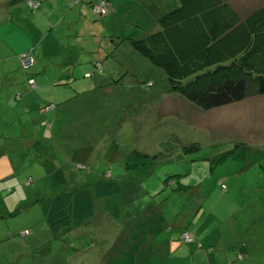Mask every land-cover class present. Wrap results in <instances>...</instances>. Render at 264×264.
<instances>
[{
	"label": "rangeland",
	"instance_id": "374dc122",
	"mask_svg": "<svg viewBox=\"0 0 264 264\" xmlns=\"http://www.w3.org/2000/svg\"><path fill=\"white\" fill-rule=\"evenodd\" d=\"M100 1L44 0L39 9L24 1L14 15L20 25L7 24L12 5H0L1 227L33 223L29 236L17 231L15 240L28 238L31 250L39 244L37 261L56 264L62 243L45 235L44 199L103 176L121 188L123 226L108 239L119 235L114 252L90 249L78 264L104 256L117 264H169L167 250L160 259L164 240L172 235L180 244L182 231L206 220L226 244L240 225L253 252L264 250V96L209 111L192 106L127 40L111 37L112 16H103ZM137 1L154 20L176 5ZM99 2V15L90 13ZM231 4L246 15L264 0ZM24 55L32 58L26 68ZM196 143L198 151L185 152ZM226 153L223 162L211 161ZM94 208L98 218L109 217L101 199ZM90 235L77 246L91 247ZM171 264L188 260L180 254Z\"/></svg>",
	"mask_w": 264,
	"mask_h": 264
},
{
	"label": "trees",
	"instance_id": "16d2710c",
	"mask_svg": "<svg viewBox=\"0 0 264 264\" xmlns=\"http://www.w3.org/2000/svg\"><path fill=\"white\" fill-rule=\"evenodd\" d=\"M36 1L37 7L28 6L38 9L43 0ZM231 1L176 0L174 8L156 20L137 0L100 2L106 4L103 16H112L111 37L127 40L135 53L161 71L171 92L209 111L264 96V7L243 15ZM99 3L93 4L90 12L99 15L94 11ZM199 148V144H192L185 152ZM228 154L211 161L223 162ZM94 199L102 200L110 218H119L121 188L117 182L98 176L91 184L81 183L44 199L48 229L60 233L92 219ZM186 231L180 233L182 241Z\"/></svg>",
	"mask_w": 264,
	"mask_h": 264
},
{
	"label": "crops",
	"instance_id": "0c3cea01",
	"mask_svg": "<svg viewBox=\"0 0 264 264\" xmlns=\"http://www.w3.org/2000/svg\"><path fill=\"white\" fill-rule=\"evenodd\" d=\"M24 1H27L28 3L29 1H36V0H0L1 6H5V5L8 6V4L12 5V7L10 8L11 19L10 22L8 21L9 23L7 24H12V22L18 24L20 23L19 20L18 21L14 20V15L17 13L18 10L17 8L19 6H23ZM18 24H16L15 26L17 27ZM8 216L9 215L6 214V217ZM4 220L5 218L0 220V223L1 221ZM209 222H210L209 220H206L203 223V225H199L201 228L198 226L196 229H193L192 227H188L189 231L188 230L187 231L193 237V242L189 244L184 243L180 239V234L178 237V240H180V244H177V242L172 238L171 235L172 239L170 238L164 240V242L167 241L165 242L166 246L165 249L161 251V248L163 249V247H161V245L158 244L157 240H154V244L157 247L158 246L161 247L159 249L160 259L164 260L165 250H167L166 254L170 255L168 261L169 264H171L172 259L176 257L178 259V256L180 254L183 259L188 260V264H256L254 261L255 258L260 257L264 259V250L259 252H253L252 250L253 248L249 246L250 244H248L244 239H242L243 237L240 235V231H239L240 225H236L233 227L235 231L231 230V233L234 235V242L231 243V245H228L220 236L219 237L212 236L211 229H215L216 225H210ZM249 222H247L246 225H249ZM218 224H220L221 226L223 225L225 227V222L222 223L218 222L217 225ZM167 225L170 227L174 226V224L171 225L170 222L168 221L166 222L165 226ZM16 226L17 227L15 231H12L9 224H6L5 228L3 226L1 227L0 225V264H35V263L51 264V261L48 259H44L42 263L41 261L40 262L37 261L36 257L40 253L37 250L39 244L33 246L32 247L33 249L31 250V243L29 242L28 238L27 239L23 238L24 240H21V242L15 240L17 238V236H15V233L17 231L19 232L21 231L22 235L25 232H27L29 236L30 235L29 231L33 230L32 228L34 224L28 223L25 220ZM119 226H123L120 223L119 218L118 219H112L110 217L98 218L97 216H94L89 221L74 225L69 230L60 233H49L50 230L46 225L47 229H45V235L48 238V242L51 241L50 237H53L54 239H57L59 237L60 238L59 241L62 243L60 248L63 250L58 249L59 254L53 257V260L56 259V264H78L77 261L78 262L81 261V258L83 260L82 254L90 251V249H93L94 251H98L100 249L105 248L106 250H111L114 252L113 250L114 242H117L119 235L117 236L113 235L114 237L112 240H108V239L112 237L111 234L112 232L119 234L118 232H115L117 231L115 230L116 227ZM170 227H169V231L172 229ZM90 233L93 235V239L91 243L92 246L90 247V245L87 244L82 248L80 246H77V243L79 242L80 239L88 238V240H90V236H91ZM232 234H229L226 237H231ZM16 246H19L20 249L17 250L15 248ZM232 247H234L235 252L231 250ZM179 251H181L180 254ZM49 253H52V250H49L48 254ZM106 256L108 255L106 254ZM45 258H50V257L48 256ZM251 258H253L252 261ZM113 261L114 260H111V258H105L104 256L102 258H98L95 264H117ZM258 264H264V262H259Z\"/></svg>",
	"mask_w": 264,
	"mask_h": 264
},
{
	"label": "built area",
	"instance_id": "2783aa9c",
	"mask_svg": "<svg viewBox=\"0 0 264 264\" xmlns=\"http://www.w3.org/2000/svg\"><path fill=\"white\" fill-rule=\"evenodd\" d=\"M28 5L29 6H33V7H37L38 6V2L37 1H32V2L29 1ZM103 8H104L103 3H100L99 5L95 6V8H94L95 10L94 11L96 13H100V11L98 9L102 10ZM31 60H32V58L27 56V55H24L23 57H21V62L23 64V67H25V68L29 67L31 65ZM221 190L222 191L225 190V186L224 185L221 186ZM181 236H182L183 241L186 242V243H191L193 241V237L188 231L182 233Z\"/></svg>",
	"mask_w": 264,
	"mask_h": 264
}]
</instances>
